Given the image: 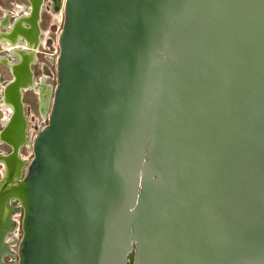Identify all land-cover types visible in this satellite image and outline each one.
<instances>
[{
	"label": "water",
	"instance_id": "95a60500",
	"mask_svg": "<svg viewBox=\"0 0 264 264\" xmlns=\"http://www.w3.org/2000/svg\"><path fill=\"white\" fill-rule=\"evenodd\" d=\"M27 2L0 17V264H264V0H63L54 86Z\"/></svg>",
	"mask_w": 264,
	"mask_h": 264
},
{
	"label": "rangeland",
	"instance_id": "374dc122",
	"mask_svg": "<svg viewBox=\"0 0 264 264\" xmlns=\"http://www.w3.org/2000/svg\"><path fill=\"white\" fill-rule=\"evenodd\" d=\"M62 1L59 4L54 3L53 0H45L42 11V21L40 23L43 34V42L38 47L37 60L32 65L34 71V80L39 81L41 75L46 76V82L52 84L56 83V57L59 52V46L57 43L58 33L62 27L63 23V13H62ZM19 3L25 4V0H0V15L3 14L4 10H10L14 12L13 4ZM60 14V15H59ZM58 17H57V16ZM45 40V41H44ZM4 53V50L0 48V54ZM0 76L3 80L0 81V93L1 87L5 80L11 78V75L6 67L0 64ZM23 101L25 103L24 110L28 121V134L29 138L32 139L34 135L41 129V127L47 123V118H42L38 109V97L36 91L32 88L27 89L23 93ZM0 109V120L4 117V111ZM2 122L0 121V127ZM0 151H9V147L0 143ZM20 155L24 158L30 160L32 158V148L29 145H25L20 149ZM0 164V173H1ZM15 219L18 220L19 224L14 234L19 239L22 234V229L20 226L22 213H16L14 215ZM13 249H17L16 245L12 246Z\"/></svg>",
	"mask_w": 264,
	"mask_h": 264
},
{
	"label": "bare ground",
	"instance_id": "6f19581e",
	"mask_svg": "<svg viewBox=\"0 0 264 264\" xmlns=\"http://www.w3.org/2000/svg\"><path fill=\"white\" fill-rule=\"evenodd\" d=\"M27 6H25V5H23V4H19V3H16V6H14V12L13 13H18L19 11H23L24 13H26V11H27V8H26ZM7 13H9V12H7ZM60 15V14H59ZM57 16V15H56ZM58 17V16H57ZM42 39V38H41ZM45 41V40H44ZM0 109H2L3 111H4V117H3V119H1L0 121L1 122H3L4 121V119L7 117V111H10L11 109H10V107H5L4 105H3V103L0 101ZM1 110V111H2ZM23 157V156H22ZM0 164L2 165V163L0 162ZM1 170H2V168H1Z\"/></svg>",
	"mask_w": 264,
	"mask_h": 264
},
{
	"label": "flooded vegetation",
	"instance_id": "af4514ba",
	"mask_svg": "<svg viewBox=\"0 0 264 264\" xmlns=\"http://www.w3.org/2000/svg\"><path fill=\"white\" fill-rule=\"evenodd\" d=\"M26 1V3L25 4H23V5H25V6H28V2H27V0H25ZM44 1L45 0H43V5H44ZM54 1V3H56V4H59L60 3V1L61 0H53ZM13 4V8H14V6H16V3H12ZM42 11H43V6H42ZM42 11H41V20H40V23H41V21H42ZM7 12H9V14H11V17H10V21L12 20V18H13V15H14V13L13 12H11L10 10H4V12H3V14L2 15H0V17H3L4 15H5V13H7ZM23 11H19L18 12V14H20V13H22ZM40 27H41V25H40ZM42 29V28H41ZM42 34H43V31H42ZM42 34H41V36H42ZM42 38V37H41ZM42 40V42H43V38L41 39ZM4 52H6V50H4ZM38 52V51H37ZM36 60H37V53H36ZM36 60H35V62H36ZM34 62V63H35ZM34 63H32V65L34 64ZM32 65H31V67H32ZM33 70V69H32ZM8 71H9V69H8ZM34 72V71H33ZM9 73H10V71H9ZM11 75V74H10ZM40 78V77H39ZM36 81V80H35ZM39 82V81H38ZM8 146V145H7ZM9 147V146H8ZM9 150H10V147H9ZM6 152H8V151H6ZM2 166V165H1Z\"/></svg>",
	"mask_w": 264,
	"mask_h": 264
}]
</instances>
